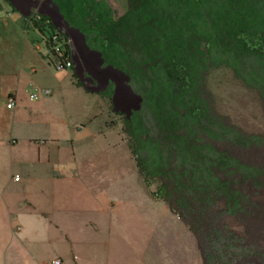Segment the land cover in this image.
Here are the masks:
<instances>
[{
    "label": "rangeland",
    "instance_id": "rangeland-1",
    "mask_svg": "<svg viewBox=\"0 0 264 264\" xmlns=\"http://www.w3.org/2000/svg\"><path fill=\"white\" fill-rule=\"evenodd\" d=\"M18 1L28 9L35 5ZM105 1L117 15L126 10V0ZM41 9L36 12L51 14ZM26 15L0 0V264H202L193 234L154 197L157 185H147L138 171L121 134L123 114L113 111L112 99L78 86L73 69H55L33 25L36 14ZM119 85L123 89L128 84ZM207 86L220 114L245 132L264 137L256 91L227 68L212 71ZM125 91L120 99L127 96ZM9 96L16 98L12 110L6 108ZM258 153L264 161V148ZM64 164L68 174L80 175L86 188L74 180L49 181ZM82 200L89 203L87 213ZM28 202L32 218L18 221ZM226 223L243 234L237 221ZM249 232V240L252 235L260 238L257 228ZM257 244L263 252L264 235ZM236 264L260 261L241 258Z\"/></svg>",
    "mask_w": 264,
    "mask_h": 264
},
{
    "label": "trees",
    "instance_id": "trees-1",
    "mask_svg": "<svg viewBox=\"0 0 264 264\" xmlns=\"http://www.w3.org/2000/svg\"><path fill=\"white\" fill-rule=\"evenodd\" d=\"M51 1L141 96L139 111L121 114V134L145 183L157 185L154 197L193 234L202 264H264V137L220 114L207 86L227 68L264 113V0H126L120 15L105 0ZM32 22L41 34L55 30L47 17ZM113 92L109 84L100 95L111 101ZM250 227L260 238L248 239Z\"/></svg>",
    "mask_w": 264,
    "mask_h": 264
},
{
    "label": "bare ground",
    "instance_id": "bare-ground-1",
    "mask_svg": "<svg viewBox=\"0 0 264 264\" xmlns=\"http://www.w3.org/2000/svg\"><path fill=\"white\" fill-rule=\"evenodd\" d=\"M8 1L10 2L11 6L17 12L22 14V16H24L25 18H28L26 14H30L29 17L35 14L36 16L47 17L51 21L54 28L63 31L65 37L71 39L75 51L73 70L78 80H80V83H82V86L88 92L102 93L106 89V87H108L109 84H112L114 86V92L112 96V107L114 110L124 100V97L120 99L119 95L124 92V90H126L125 93H127V95L132 91L131 87L129 86L130 79L120 71L114 69L113 67L105 66L104 60L102 59V55L98 52L91 51L87 47L84 36L79 31L69 27V25L64 21L63 16L60 14L58 8L53 4L51 0H46V3L49 5L48 9H50L51 14L36 12L38 10L41 11V8L44 7L39 6L38 3L34 0H31L32 2L30 1L27 3V6L31 3L33 4V2L35 3V5L29 9L26 8L24 5L20 4V1L18 0ZM92 57H95V59L97 60V67L95 69L90 64V58ZM100 66H103L104 68H101ZM92 69L93 71H95L94 73H92ZM102 71L105 73V75ZM106 73L110 74V78L106 75ZM102 75L107 76V78L103 79ZM101 79L103 80V83ZM122 81H125L128 84L123 89L122 86L119 85ZM89 85H91L90 88L87 87ZM14 99L16 106V98ZM14 181H18V179Z\"/></svg>",
    "mask_w": 264,
    "mask_h": 264
},
{
    "label": "built area",
    "instance_id": "built-area-1",
    "mask_svg": "<svg viewBox=\"0 0 264 264\" xmlns=\"http://www.w3.org/2000/svg\"><path fill=\"white\" fill-rule=\"evenodd\" d=\"M39 6L49 8L46 0H34ZM52 24V23H51ZM43 36V44L46 47L48 54L54 60L55 69L57 71L68 70L74 68V46L71 39L65 37L63 31L55 28V30L48 29ZM36 90L34 89V92ZM43 94L47 95L48 91H44ZM29 98L36 100L37 96L35 93H29ZM15 106V99L11 96L7 98L6 108L13 109ZM18 178L15 177V180ZM19 230V228H17ZM53 264H59L58 261Z\"/></svg>",
    "mask_w": 264,
    "mask_h": 264
},
{
    "label": "crops",
    "instance_id": "crops-1",
    "mask_svg": "<svg viewBox=\"0 0 264 264\" xmlns=\"http://www.w3.org/2000/svg\"><path fill=\"white\" fill-rule=\"evenodd\" d=\"M66 169V164H64V165H62L59 169H58V171L49 179V181H51V182H55V184H64L65 183V181L66 180H71V181H77V182H80V183H82L83 184V186L86 188V186L87 185H85V183L82 181V179L80 178V175L79 174H68L67 173V171L65 170ZM72 172H73V170H72ZM74 172H77L76 170L74 171ZM90 173V172H89ZM60 182H63V183H60ZM58 186V185H57ZM89 188L90 187H87V189H88V191H89ZM59 193V192H58ZM109 202H110V206H114V204H113V202L111 201V199H107ZM83 201V202H82ZM81 202H82V204L84 205L83 206V208L85 207V209L83 210V211H85L86 213L87 212H89V210L88 209H86V208H89L88 206H89V203H88V201H85V200H82ZM68 202V201H67ZM117 202H119V201H117ZM69 204H71V205H73V202L72 201H69ZM27 206V211H26V213H24V215H23V217L22 216H20L19 214H18V216H16L17 218V220L18 221H20V220H24V219H29V218H32L31 217V213H30V211H28V209H30L31 207H32V204L30 203V202H28L27 204H26ZM42 209V208H41ZM56 210H58L57 209V207L55 208ZM22 210V209H21ZM20 210V211H21ZM67 210V209H66ZM19 211V212H20ZM59 211H61V208H60V210ZM58 211V212H59ZM68 211V210H67ZM71 211V210H70ZM42 212V211H41ZM54 212V211H53ZM58 212H57V214H58ZM72 212V211H71ZM43 216L45 215H47V214H45V213H41ZM21 218H23V219H21ZM23 222V221H22ZM21 222V223H22ZM15 232V230H13V233ZM28 235V232H25V236H27ZM65 236H67V235H65ZM61 263V261L59 262V264Z\"/></svg>",
    "mask_w": 264,
    "mask_h": 264
},
{
    "label": "water",
    "instance_id": "water-1",
    "mask_svg": "<svg viewBox=\"0 0 264 264\" xmlns=\"http://www.w3.org/2000/svg\"><path fill=\"white\" fill-rule=\"evenodd\" d=\"M141 104V96L135 94L132 90L113 111L124 114L129 119L133 112L140 110Z\"/></svg>",
    "mask_w": 264,
    "mask_h": 264
},
{
    "label": "clouds",
    "instance_id": "clouds-1",
    "mask_svg": "<svg viewBox=\"0 0 264 264\" xmlns=\"http://www.w3.org/2000/svg\"><path fill=\"white\" fill-rule=\"evenodd\" d=\"M45 9H48V8H45Z\"/></svg>",
    "mask_w": 264,
    "mask_h": 264
},
{
    "label": "flooded vegetation",
    "instance_id": "flooded-vegetation-1",
    "mask_svg": "<svg viewBox=\"0 0 264 264\" xmlns=\"http://www.w3.org/2000/svg\"><path fill=\"white\" fill-rule=\"evenodd\" d=\"M124 115V114H123Z\"/></svg>",
    "mask_w": 264,
    "mask_h": 264
}]
</instances>
